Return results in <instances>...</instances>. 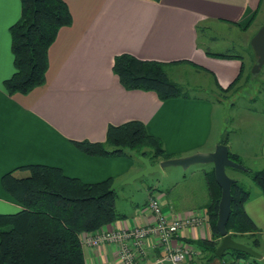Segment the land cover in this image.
I'll return each mask as SVG.
<instances>
[{
  "label": "crops",
  "instance_id": "obj_1",
  "mask_svg": "<svg viewBox=\"0 0 264 264\" xmlns=\"http://www.w3.org/2000/svg\"><path fill=\"white\" fill-rule=\"evenodd\" d=\"M64 1L72 24L62 27L50 46L45 83L28 94L11 95L4 81L15 71L10 27L21 16V0H0V214L21 209L4 189L2 177L10 171L23 176L29 172L28 165L59 167L86 183L108 178L114 179L116 188L135 183L138 178L132 177L145 169L142 160L139 164L128 156L89 155L76 145L105 142L110 125L140 121L175 157L214 151L222 143L223 116L220 114L217 126L213 99L188 94L161 100L154 91L128 90L113 71L114 60L128 53L163 62L170 77L180 84L199 81L196 75L206 76L225 92L242 67L244 75L245 61L240 54L215 51L208 43L219 38L222 25L245 32L262 5V0ZM220 53L232 57L215 55ZM235 128V138H229L227 144L230 152L237 154L248 170L263 168L264 110H245L237 116ZM213 169L208 166L202 169L203 174L193 172L189 179L185 172L180 173L184 170H176L183 179H174V185L168 182L150 187L145 183L142 198L132 203L118 224L152 223L154 216L147 204L151 196H158L169 216L200 218L199 224L185 227L177 238L192 251V264H230L201 243L216 240L206 210L210 199L206 173ZM234 178L250 190L245 209L257 226L261 238L258 251L264 255V195L252 179ZM174 186L179 189L177 194ZM87 237L89 234L83 235L86 264H122L117 244L91 246L84 243ZM246 239L251 243V238ZM147 250L149 260L161 256L155 239L149 240Z\"/></svg>",
  "mask_w": 264,
  "mask_h": 264
},
{
  "label": "trees",
  "instance_id": "obj_2",
  "mask_svg": "<svg viewBox=\"0 0 264 264\" xmlns=\"http://www.w3.org/2000/svg\"><path fill=\"white\" fill-rule=\"evenodd\" d=\"M72 19L64 0H21V16L10 27L15 71L4 81L9 94H28L45 83L50 46L59 30L72 24ZM215 55L232 57V54L224 53ZM243 70L242 67L239 77L225 92L238 84ZM113 71L126 89L154 91L161 100L189 94L182 84L170 77L167 64L163 62L142 60L124 53L115 57ZM222 143L228 144V138L222 139ZM76 145L94 156L134 158V151L154 163L175 157L166 152L161 139L150 134L140 121L110 125L105 142L83 141ZM230 157L242 163L237 154L230 152ZM25 167L29 171L25 176L10 171L2 177L4 189L21 209L12 214H0V264H86L83 235H93L125 217L117 209L114 179L86 183L66 175L59 167L44 164ZM244 171L264 195V167ZM206 182L210 194L206 210L216 240L201 243L216 252L221 238L217 220L222 189L214 169L206 173ZM231 193V215L226 228L237 241L242 236L251 238L247 245L258 250L261 238L245 209L250 190L235 180ZM226 254L264 264L243 252L229 250Z\"/></svg>",
  "mask_w": 264,
  "mask_h": 264
},
{
  "label": "rangeland",
  "instance_id": "obj_3",
  "mask_svg": "<svg viewBox=\"0 0 264 264\" xmlns=\"http://www.w3.org/2000/svg\"><path fill=\"white\" fill-rule=\"evenodd\" d=\"M264 25V0H262V5L260 11L251 19L249 22L246 31L240 32L235 28H230L222 25L219 32V38L208 43L211 48L215 51H222L232 54H240L246 64V69L243 75V78L238 82V84L229 92H223L218 90L213 82L211 77H200L196 75L197 82L185 81L182 85L186 88V92L192 95H198L206 98L213 99L217 108L216 121L217 126H219V116H223V134L221 136L224 138H235L237 129L236 119L239 114L244 113L245 110H264V65L261 68L260 72L253 73V66L256 64L258 57L253 51L252 44L250 43V37L255 35L258 30ZM213 31H210L209 34H212ZM253 38V37H252ZM204 40V39H202ZM244 42H243V41ZM207 43V42H206ZM220 137V136H219ZM134 158L137 163L141 164V157L138 153L134 152ZM213 164H194L191 165L186 170L179 166H168L162 172L153 173L149 176H142L138 178L133 184H126L117 186L116 190L118 193L117 196V206L118 211L121 213H128L132 203L137 199L142 198L144 194L145 183L152 186L164 185L169 182V184L174 185L175 180H182V175L175 173L176 170L180 173L185 172L187 178H191L193 172L197 174H203V168H208V166L214 167ZM227 174L236 180L234 177L242 176L245 180H250L251 177L246 174L245 171L233 167L226 168ZM28 172L23 173L22 175H27ZM177 177V178H176ZM173 181V182H171ZM188 182V181H185ZM179 188V187H178ZM179 189L174 186V194H177ZM247 238V237H246ZM245 236L240 237V242H247L248 240ZM221 239V238H220ZM221 241V240H220ZM224 261L232 260L231 254H226L222 257ZM262 264V263H260Z\"/></svg>",
  "mask_w": 264,
  "mask_h": 264
},
{
  "label": "built area",
  "instance_id": "obj_4",
  "mask_svg": "<svg viewBox=\"0 0 264 264\" xmlns=\"http://www.w3.org/2000/svg\"><path fill=\"white\" fill-rule=\"evenodd\" d=\"M163 205L160 197L151 196L147 209L154 216L152 223L126 227L115 221L85 238L84 243L96 247L104 243L117 244L122 264H192V251L187 244H180L177 238L185 227L199 224L200 218H174L164 212ZM152 239L156 240L161 256L149 260L147 249ZM143 260L147 261L141 263ZM230 264L252 263L233 256Z\"/></svg>",
  "mask_w": 264,
  "mask_h": 264
},
{
  "label": "water",
  "instance_id": "obj_5",
  "mask_svg": "<svg viewBox=\"0 0 264 264\" xmlns=\"http://www.w3.org/2000/svg\"><path fill=\"white\" fill-rule=\"evenodd\" d=\"M251 44L258 57L256 64L253 66V73L256 74L260 72L264 65V25L253 36ZM141 160L145 163V169L135 174L132 179L162 172L168 166H180L187 169L194 164H213L216 181L222 189L217 220V229L221 235V242L216 249V255L222 258L227 251L234 250L246 253L264 263V255L261 252L250 245L235 240L226 228L231 215V186L235 181L227 174L226 168L233 167L239 170H246L242 163L230 157V150L227 144L219 143L214 151L197 152L189 156L161 160L154 164L150 158L141 157Z\"/></svg>",
  "mask_w": 264,
  "mask_h": 264
}]
</instances>
